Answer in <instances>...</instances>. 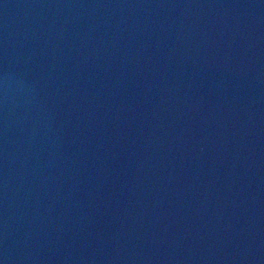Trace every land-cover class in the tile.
Masks as SVG:
<instances>
[{"label": "water", "instance_id": "water-1", "mask_svg": "<svg viewBox=\"0 0 264 264\" xmlns=\"http://www.w3.org/2000/svg\"><path fill=\"white\" fill-rule=\"evenodd\" d=\"M0 264H264V0H0Z\"/></svg>", "mask_w": 264, "mask_h": 264}]
</instances>
